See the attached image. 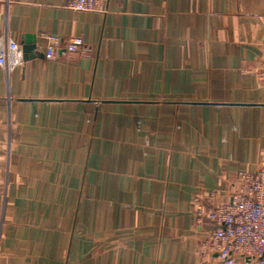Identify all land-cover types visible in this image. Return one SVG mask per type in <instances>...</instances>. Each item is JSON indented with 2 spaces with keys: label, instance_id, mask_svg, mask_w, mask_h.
<instances>
[{
  "label": "crops",
  "instance_id": "1",
  "mask_svg": "<svg viewBox=\"0 0 264 264\" xmlns=\"http://www.w3.org/2000/svg\"><path fill=\"white\" fill-rule=\"evenodd\" d=\"M2 34L35 48L0 65V264H220L197 210L264 166V0H0Z\"/></svg>",
  "mask_w": 264,
  "mask_h": 264
},
{
  "label": "built area",
  "instance_id": "2",
  "mask_svg": "<svg viewBox=\"0 0 264 264\" xmlns=\"http://www.w3.org/2000/svg\"><path fill=\"white\" fill-rule=\"evenodd\" d=\"M107 1L66 0V5L74 10L93 11L103 9ZM46 39L44 57L54 59L61 39L55 35H47ZM82 44L80 37H74L66 50L74 52ZM24 60L20 43L7 34L0 35V65L10 71ZM197 217L213 224L208 248L217 252L220 264H264V166L240 174V184L230 203L200 207Z\"/></svg>",
  "mask_w": 264,
  "mask_h": 264
},
{
  "label": "water",
  "instance_id": "3",
  "mask_svg": "<svg viewBox=\"0 0 264 264\" xmlns=\"http://www.w3.org/2000/svg\"><path fill=\"white\" fill-rule=\"evenodd\" d=\"M23 51H24V53H25V58L28 56V53L29 52H31V50L33 49V48H35V45L34 44H25V45H23ZM37 53V52H36ZM33 53H31L30 55L31 56H33L32 55Z\"/></svg>",
  "mask_w": 264,
  "mask_h": 264
}]
</instances>
